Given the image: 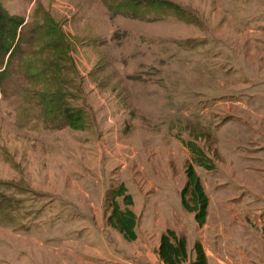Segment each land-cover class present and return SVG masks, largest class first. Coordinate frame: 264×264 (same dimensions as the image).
<instances>
[{"label":"rangeland","instance_id":"obj_1","mask_svg":"<svg viewBox=\"0 0 264 264\" xmlns=\"http://www.w3.org/2000/svg\"><path fill=\"white\" fill-rule=\"evenodd\" d=\"M0 2L25 25L0 87V264H157L167 229L191 255L218 237L264 264V0ZM46 17L69 43L53 89L81 111L77 129L25 76L46 65ZM187 165L209 200L202 228L180 204ZM119 184L132 242L106 222Z\"/></svg>","mask_w":264,"mask_h":264},{"label":"trees","instance_id":"obj_2","mask_svg":"<svg viewBox=\"0 0 264 264\" xmlns=\"http://www.w3.org/2000/svg\"><path fill=\"white\" fill-rule=\"evenodd\" d=\"M24 19L13 16L0 2V87L13 73V63L17 59L22 44L25 43ZM37 40L40 42V52L36 53L46 65L42 67L26 65L25 76L33 80H43L46 84L40 99L48 113L55 117L61 116L68 127L77 129L82 126V114L77 108L66 103L63 98L58 72L60 62L70 63L69 43L59 26L46 17L41 26ZM46 55V56H44ZM186 182L180 192L181 207L194 214V220L199 228L206 223L209 200L200 182V178L191 165L185 169ZM111 211L106 219L107 224L116 230L125 241L136 240V216L128 208L132 206V198L123 184L113 188L109 194ZM117 198H122L125 209H120ZM193 254L189 264H207V258L200 241L193 245ZM157 255L162 264H183L188 259L186 239L178 236L173 230L167 229L160 235Z\"/></svg>","mask_w":264,"mask_h":264},{"label":"crops","instance_id":"obj_3","mask_svg":"<svg viewBox=\"0 0 264 264\" xmlns=\"http://www.w3.org/2000/svg\"><path fill=\"white\" fill-rule=\"evenodd\" d=\"M158 244L159 241L156 244V248H158ZM212 245V247H210V245H207L208 247H206L205 242H203L202 240V246L207 258V264H257V260L255 259L256 257L253 250L254 248L248 246V244L240 242L239 240L230 244L227 239L225 240V242H222V240H219V238L216 237V240L213 241ZM186 249L188 259L183 264H189V260L192 256L190 252L192 248L189 246L188 240H186ZM155 256L156 263L162 264V262L158 258L157 251L155 253Z\"/></svg>","mask_w":264,"mask_h":264}]
</instances>
